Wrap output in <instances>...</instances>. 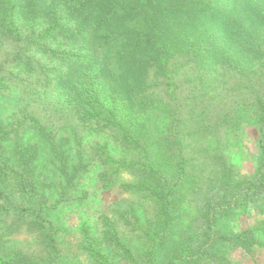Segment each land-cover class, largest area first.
<instances>
[{"label":"trees","instance_id":"16d2710c","mask_svg":"<svg viewBox=\"0 0 264 264\" xmlns=\"http://www.w3.org/2000/svg\"><path fill=\"white\" fill-rule=\"evenodd\" d=\"M97 1L87 0L91 5ZM25 7L27 15L44 18L49 28L36 38L39 28V20H36L30 37L24 39L22 27L17 22L20 8L17 0H0L3 34L13 41L16 48L25 42L24 49L29 54L38 51L37 47H41L42 42L65 52L61 59L51 58L59 64L61 60L65 66L58 76L68 81L59 86L64 87L62 94L72 101L67 110L70 113L68 116H76L78 121L87 124L96 133H111L116 143L132 155L136 163L126 158L125 167L135 172L137 181L126 189L154 198L169 226L173 215L182 211L187 202L186 192L192 190V193L200 195L198 234L193 243L183 244L185 247L177 250L169 264L188 261L234 264L222 256L220 249L221 245L229 243L232 247L242 248L251 257L263 253L264 221L259 228V239L251 237L247 230L228 236L219 228L221 218L234 211L258 208L264 201V97L261 91L254 93L249 114L259 131L256 144L260 155L258 172L251 179L238 178L227 159L217 154L211 182L200 187L197 175L191 171L185 143L189 130L200 129L204 134L210 129L205 125L209 106L201 103L202 109L198 113L200 108L195 103L196 97L207 99L206 89L214 85L211 80L213 73L232 71L239 75L248 74L252 80L259 77L257 69L264 67V0H146L144 6L137 2L133 7L134 13L128 11L124 24H120L113 33L112 49L103 59L102 68H93L89 64L88 51L83 55L73 51L75 46L71 41L80 36V32L79 35L75 31L67 34L69 27L63 20L64 13L58 12L54 3L46 5L44 0H27ZM93 12L96 10L93 9ZM104 15L108 23L114 17L110 11ZM102 41L107 44L110 39L103 38ZM43 49L45 53L51 51ZM70 56L77 57L79 61L85 59L88 68L73 76L69 66ZM178 65L190 74L182 82V85L187 82L189 89L181 90L177 84L175 71ZM44 78V87L48 90L50 78ZM164 87L169 103L155 92ZM184 92L186 96L183 99ZM163 106L162 114L170 119L167 128H162L159 119V110ZM45 110L50 113L48 107ZM233 111L231 109L220 115L216 124L240 125V117H230ZM55 113L65 115L63 110H55ZM192 113L198 114L196 117L199 118ZM32 117L37 127L32 129L39 140L49 146L48 160H54L63 183L71 187L89 161L94 159L87 158L88 161H85V150L76 132L75 145L71 146L70 136L56 138L54 125L43 124L37 117ZM17 125H20L19 120L7 122L0 117V180L9 182L12 190L22 198H38L44 213L20 207V203L11 200L10 192L3 189H0V202L7 212L34 217L46 231L47 260L30 259L28 264H54L58 246L55 230L48 220V197L43 194L35 175L41 149L38 142H21L20 132L15 135L12 144L6 145L4 129H13ZM213 126L217 128L219 125ZM97 148L100 157L108 163L113 162L107 144ZM131 215L138 221L137 212ZM83 234L85 251L96 264H115L114 251L120 252L124 260L133 262L134 254L122 240L114 223L107 224L102 241L86 227ZM170 235V231L159 235L157 249ZM155 253L156 250L145 255L150 261Z\"/></svg>","mask_w":264,"mask_h":264},{"label":"rangeland","instance_id":"374dc122","mask_svg":"<svg viewBox=\"0 0 264 264\" xmlns=\"http://www.w3.org/2000/svg\"><path fill=\"white\" fill-rule=\"evenodd\" d=\"M17 2L20 6L17 22L22 27L24 39L30 37L34 27L33 22L36 20H39L36 38L41 37L43 31L49 28V23L44 18L26 14L27 0H17ZM97 2L91 5L87 0H44L46 5L54 3L56 10L64 13L63 20L69 27V31L66 30L67 34L75 31L79 35L80 32V36L71 41L75 46L73 51L81 55L88 51L89 64L93 68H102L103 59L112 49L110 44L115 39L113 33L120 24H124L128 11L134 13V5L138 2L144 6L146 0ZM93 9L96 10L95 13ZM109 11L114 15L110 23L104 17ZM103 38H109L110 42L103 43ZM12 42L2 32L0 15V117L7 122L20 121V125L15 128L4 129L5 144H12L13 138L20 132L21 142H38L40 146L41 156L36 163L35 175L41 183L43 194L48 197L47 205L50 208L48 220L55 230L58 246V256L54 264H96L85 251L83 228L89 229L94 237L102 241L109 222L116 225L122 240L134 254V260L130 263L122 258L120 252L112 251L115 264H169L168 261L174 258L177 250L185 247L183 244L193 243L198 234V208L202 202L200 195L192 193V190L186 192L187 202L184 203L182 211L173 215V221L169 226L166 218L159 212L154 198L146 194H135L126 189L137 181L135 172L125 167L126 158H129V162L136 163L132 155L116 143L111 133H96L87 124L78 121L76 116H68L70 113L67 110L72 106V101L62 94L65 91L64 87L59 88L63 82L68 81L58 76L62 74L61 71L65 66L61 64V60L60 64L52 60V58L61 59L65 52L57 51L56 46L42 42L41 47H37L38 51L29 54L24 49L25 42L17 48ZM57 44L62 45V43ZM43 48L51 51L45 53ZM65 60L64 56L63 61ZM84 60L79 61L77 57H69L73 76L88 68L89 65ZM50 62L52 63L47 65ZM181 67L178 65L175 71L177 84L181 86V90L189 89L187 82L184 85L182 82L187 80L190 74L186 68ZM257 72H260L259 77L254 80L248 74L239 75L232 71L213 73L211 80L214 85L206 89L207 99L196 97L195 104L200 108L197 109L198 113L202 109L201 103L209 106L205 125L210 129L204 134L200 129L189 130L190 135H186L185 147L191 171L197 175L200 187L211 182L217 162L214 157L217 154L227 159L238 178L251 179L258 172L260 155L256 143L259 131L255 123L251 122L249 114L254 102V93L261 91L264 97V67H258ZM45 76L50 78L48 90L44 87ZM164 90L165 87L155 92L165 99L164 102L169 103V97ZM184 96L186 92L182 93L181 97ZM191 104L194 105L193 101ZM46 107L50 109V113L45 110ZM231 109L234 111L233 114L230 113V117H240L241 124L234 126L225 123L216 124L220 119L219 116L230 112ZM55 110H63L65 115L56 114ZM163 110L164 106L159 110L160 124L162 128H167L170 119L164 117ZM192 114L195 117L199 116ZM32 116L37 117L43 124L54 125L53 134L56 138L70 136L71 146L75 145L76 132L85 150V161H88L87 158L94 159L89 161L71 187L68 188L63 183L54 160L52 162L48 160L49 146L40 141L37 133L32 129V127L37 129ZM213 124L219 126L215 128ZM104 144L108 145L113 158L112 163L106 162L102 156H99L97 146ZM0 189L10 192L11 200L20 203V207L35 210L39 214L44 213L41 209L43 204L38 198L30 200L20 197L12 190L9 182L0 180ZM263 210L264 201H261L258 208L251 207L231 212L220 219L219 228L228 236H235L247 230L250 231L251 237L259 239L261 236L259 228L264 221ZM132 212H137L138 221L132 217ZM169 231L171 235L165 239L163 246L157 249L156 240L159 235ZM45 232L34 217L17 214L14 211L7 212L2 209L0 202V264H28L27 260L30 259L45 262L49 255ZM220 249L222 256L234 264H264V252L251 257L242 248L232 247L231 243L221 245ZM154 250H156L155 257L149 261L145 253ZM182 264L215 263L188 261Z\"/></svg>","mask_w":264,"mask_h":264}]
</instances>
